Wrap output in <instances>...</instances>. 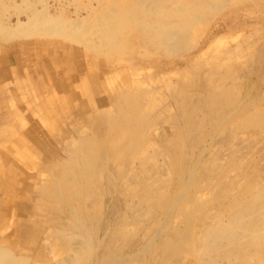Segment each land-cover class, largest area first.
Masks as SVG:
<instances>
[{"label": "rangeland", "instance_id": "374dc122", "mask_svg": "<svg viewBox=\"0 0 264 264\" xmlns=\"http://www.w3.org/2000/svg\"><path fill=\"white\" fill-rule=\"evenodd\" d=\"M198 1L0 0V246L15 262L264 264V0ZM45 10L64 33L12 37Z\"/></svg>", "mask_w": 264, "mask_h": 264}, {"label": "bare ground", "instance_id": "6f19581e", "mask_svg": "<svg viewBox=\"0 0 264 264\" xmlns=\"http://www.w3.org/2000/svg\"><path fill=\"white\" fill-rule=\"evenodd\" d=\"M42 1V0H41ZM72 2V1H71ZM198 2H200V0L198 1ZM148 4V3H147ZM153 4H154V2H151V6H153ZM175 4H176V2H175ZM179 4V3H178ZM27 6V5H26ZM151 6H150V8H151ZM176 7V6H175ZM222 7V6H221ZM44 8V7H43ZM45 8H47V7H45ZM219 8V7H218ZM37 9V8H36ZM47 10V9H46ZM46 10L44 11V13L43 12H41V13H43V16L42 17H40V15H39V17L41 18V19H37V17H28V19L27 18H25V19H27V20H25L24 22H20L21 21V19H20V21H17V23H15V24H11V27L8 29V31L10 30V32H11V35H12V37H28V35H30V34H32L33 32H37V33H40V34H47V35H51V34H56V35H59V33H62L63 32V24L64 25H66V24H68V22H63V23H61V22H59L57 19H55V18H53V17H51V16H49V15H47V12H46ZM81 10V9H80ZM30 11V10H29ZM39 11V10H38ZM38 11H37V13H38ZM35 12V11H34ZM34 12H32V14H34ZM169 14H170V12H168ZM39 14V13H38ZM30 15H31V13H30ZM165 15V14H164ZM171 15V14H170ZM32 16V15H31ZM158 16V15H157ZM160 16V15H159ZM172 16V15H171ZM158 19V18H157ZM19 20V19H18ZM172 21V20H171ZM175 21V20H174ZM79 23V20L78 21H76V22H74V26L66 33L67 35H70V36H68V37H70L69 39H73V36H77V37H79L78 35H77V33H76V30H75V26H78L79 28H80V24H78ZM94 23V22H93ZM157 23V22H156ZM163 23V22H162ZM175 24V23H174ZM155 25V24H154ZM103 26V25H102ZM158 26V25H157ZM202 26V25H201ZM83 27V26H82ZM65 28H67V27H65ZM89 28H93L94 30L93 31H95L96 33L98 32L97 31V28H99L98 26L96 27V24H92L91 23V27H89ZM180 28H181V24H178V25H176L175 26V29L174 30H172V29H166V30H164V31H162V33H161V38H162V40H165V39H171L173 36H176L177 35V33H178V31H180ZM86 29H88V28H86ZM2 30H3V28H2ZM5 30V29H4ZM85 30V29H84ZM83 30V31H84ZM154 30H156V29H154ZM78 31H79V29H78ZM90 31V30H89ZM7 32V31H6ZM85 32V31H84ZM102 32V31H101ZM104 32H107V31H104ZM64 33V32H63ZM71 33H73V34H75V35H72L71 36ZM81 33V32H80ZM91 34H92V32H90ZM155 33H158V32H156L155 31ZM160 33V32H159ZM98 38H99V40H101L102 41V43L103 44H105V41L107 42V40H106V38H107V35H106V33L105 34H102V33H100V32H98ZM19 35V36H18ZM31 36V35H30ZM80 36H82V35H80ZM65 37H67V36H65ZM84 37V36H83ZM8 38V37H7ZM160 38V39H161ZM178 38V37H177ZM77 39V38H76ZM104 39H105V41H104ZM6 40H9V39H6ZM79 41H81V40H79ZM162 42H164V41H162ZM77 44H78V42H77ZM85 44V43H84ZM85 46H87V47H90V45H89V43L88 42H86V44H85ZM84 48H86V47H84ZM101 48V47H100ZM91 49L92 50H95L93 47H91ZM97 50V49H96ZM232 63V62H231ZM127 129V128H126ZM123 132V131H122ZM226 134V133H225ZM179 139V138H178ZM236 145V144H235ZM97 148V147H96ZM70 152V151H69ZM74 153V152H73ZM139 155V154H138ZM75 159H73V160H71L72 158H70V160H68V164H75L77 167H79V168H85V170H90L91 172H92V169H93V167H92V163H90V162H84V163H79V162H77V158H76V156L74 157ZM78 158H79V156H78ZM102 163V162H101ZM83 164V165H82ZM102 165H103V163H102ZM69 168V167H68ZM71 169V168H70ZM233 171V170H232ZM72 172V171H71ZM74 175V174H73ZM85 176H87V177H90V173L89 172H86L85 173ZM54 178V177H53ZM76 180V179H75ZM72 181V180H71ZM57 183V182H56ZM51 184V183H50ZM150 184V183H149ZM54 185V184H53ZM56 186V185H55ZM57 186H58V184H57ZM61 187V186H60ZM70 187V186H69ZM143 187V186H142ZM172 187V186H171ZM65 188V187H64ZM181 189V188H180ZM179 189V190H180ZM152 191V190H151ZM173 191V190H172ZM181 191V190H180ZM154 196V195H153ZM166 196V195H165ZM175 196V195H174ZM158 197V196H157ZM156 197V198H157ZM71 198V197H70ZM172 198V197H171ZM177 198H179V197H177ZM130 201V200H129ZM62 202H67V198L65 197V198H63V201ZM65 204H67V203H65ZM104 209H105V207H103ZM70 211H72V210H70ZM103 211V210H102ZM73 214V213H72ZM71 214V215H72ZM132 214V213H131ZM75 215V214H74ZM73 215V216H74ZM85 216V215H84ZM107 217V216H106ZM75 218V217H74ZM112 218H113V216H112ZM100 219V218H99ZM208 219V218H207ZM96 220V219H95ZM75 221V220H74ZM92 221V220H91ZM90 222V220L87 222V224ZM108 222V221H107ZM106 222V223H107ZM70 223V222H69ZM87 224H85V220H83V222L81 223V227H82V231L81 232H86V234H83V233H81L80 231V238L79 239H77V242H78V244H79V246L78 247H83V249L86 247L87 249L89 248V254H92V252L95 250L94 248H93V246L91 247V246H89L88 244V235H93L94 234V232L96 231V229H97V224H90L89 226L87 225ZM87 225V226H86ZM101 225V224H100ZM107 225V224H106ZM167 225V224H166ZM110 226V225H109ZM122 226V225H121ZM166 227V226H165ZM187 227V226H186ZM107 228H112V227H106L105 229H107ZM122 229H123V227H122ZM97 230H99V229H97ZM124 230H125V228H124ZM143 230V229H142ZM117 231H119V230H117ZM192 231V230H191ZM235 231H236V229H235ZM66 232V231H65ZM107 232V231H106ZM114 232H116V230H114ZM89 233H91V234H89ZM103 233H105V232H103ZM102 233V234H103ZM123 233V232H122ZM121 232H120V235L123 237V234H122ZM214 233H218V235L220 236V235H222L224 232L223 231H214ZM12 234V233H11ZM71 234V233H70ZM101 234V235H102ZM64 235V234H63ZM67 235H69V234H67ZM78 236V235H77ZM99 237H101V236H99ZM78 238V237H77ZM117 238V237H116ZM124 238V237H123ZM193 238V237H192ZM121 239V238H120ZM125 239V238H124ZM105 240V239H104ZM148 240V239H147ZM97 242V241H96ZM18 243V242H17ZM92 242H90V244H91ZM96 244V243H95ZM149 245H150V243H148ZM152 244V243H151ZM98 245V244H97ZM103 246V245H102ZM147 246V245H146ZM9 247H11V246H9ZM95 247V246H94ZM112 247V246H111ZM97 248V247H96ZM104 248V247H103ZM8 248H4V247H2V246H0V258H5L6 259V261L8 262V264H22L23 263V261L21 262V261H17V262H15L13 259V256H12V253H11V251L10 250H7ZM110 249V248H109ZM132 249V248H131ZM141 250V249H140ZM143 250V249H142ZM78 251V250H77ZM112 251H114V250H112ZM187 251V250H186ZM81 252V251H80ZM85 252V251H84ZM107 252H108V249H107ZM116 252V251H115ZM132 252V251H131ZM80 254V253H79ZM101 254V253H100ZM135 254V253H134ZM84 255V254H83ZM132 255V254H131ZM71 256V255H70ZM72 257H74L71 261H68V260H65V263H66V261H68V263H66V264H83L82 263V261H81V259H80V257L79 256H77V255H75V256H72ZM110 256H108V258H109ZM131 257V256H130ZM96 258V257H95ZM106 258V257H105ZM101 259V258H100ZM99 261V260H98ZM101 261V260H100ZM118 261V260H117ZM120 261V260H119ZM118 261V262H119ZM112 262V261H111ZM108 263V259H106V260H104V261H101L99 264H107ZM88 264H90V263H88ZM93 264V263H92ZM113 264V263H112Z\"/></svg>", "mask_w": 264, "mask_h": 264}]
</instances>
